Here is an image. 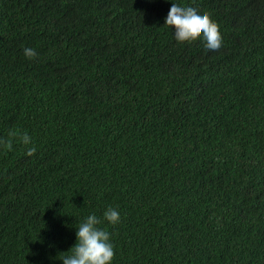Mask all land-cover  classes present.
<instances>
[{
	"label": "trees",
	"instance_id": "obj_1",
	"mask_svg": "<svg viewBox=\"0 0 264 264\" xmlns=\"http://www.w3.org/2000/svg\"><path fill=\"white\" fill-rule=\"evenodd\" d=\"M191 2L220 49L170 0H0V264H62L88 214L113 264H264V0Z\"/></svg>",
	"mask_w": 264,
	"mask_h": 264
},
{
	"label": "clouds",
	"instance_id": "obj_2",
	"mask_svg": "<svg viewBox=\"0 0 264 264\" xmlns=\"http://www.w3.org/2000/svg\"><path fill=\"white\" fill-rule=\"evenodd\" d=\"M171 7L164 20V25L170 27L177 40L191 39L199 36L205 49L216 51L221 48L223 37L219 25L210 14L200 10L191 0H170ZM27 59H35L37 53L33 48H24ZM25 145L31 143V138L25 134L22 137ZM35 147L27 149L32 155ZM103 220L113 226L121 221L116 208L108 207L103 213ZM101 219L95 214H88L76 228V243L69 250L70 254L61 253L62 264H113L114 246L108 231L99 227ZM68 251V252H69ZM65 252V253H68Z\"/></svg>",
	"mask_w": 264,
	"mask_h": 264
}]
</instances>
